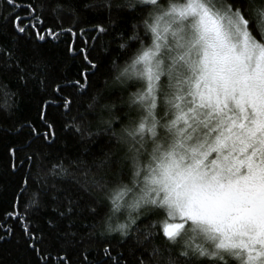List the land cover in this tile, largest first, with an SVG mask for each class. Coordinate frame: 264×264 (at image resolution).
I'll return each mask as SVG.
<instances>
[{"label":"snow or ice","instance_id":"snow-or-ice-1","mask_svg":"<svg viewBox=\"0 0 264 264\" xmlns=\"http://www.w3.org/2000/svg\"><path fill=\"white\" fill-rule=\"evenodd\" d=\"M4 3L12 11L0 15V29L11 25L12 32L0 43V73L14 74L22 88L30 82L46 85L50 77L40 42L85 31H95V41L114 27L112 0L84 6L109 12L107 26L90 29L80 27L86 21L78 15L82 9L76 0H28L26 6L19 5L26 16L15 11L16 0ZM125 8L137 21L128 41L119 46L127 59L122 66L113 61L115 74L104 81L103 90L95 91L93 78L106 75L104 65L94 62L100 57L87 61L88 69L81 70L70 86L80 96L90 95V102L68 127L82 136L111 133L129 165L127 172L122 167L111 177L89 179L91 170L77 165L83 180L74 178L88 199L81 203L80 197L67 192L63 199L53 195L56 222L49 219L45 228L38 227L33 216L48 204L43 197L49 189L42 184L23 209L17 196L6 216L20 224L18 242L35 254L36 264H54L49 250L76 242L72 218L79 219L86 210L89 216L103 217L100 234L106 237L119 232L121 239L127 238L135 225L137 239H162L163 252L154 247V253L166 254L164 264H264V0H124L115 6L118 12ZM47 21L56 27L46 26ZM20 37L34 38L33 46L26 47ZM68 51L75 55L77 49L70 43ZM65 86L56 85L53 91L59 96ZM113 87L127 94L119 109L100 104L104 91ZM0 92L15 95L2 80ZM61 100L69 112L78 103L62 96ZM50 104L44 103L40 116L48 131H38L31 123L15 129L16 134L31 129L27 146L37 148L26 157L30 167L36 164L34 156L42 160L47 155L44 150L55 139L54 126L46 119ZM90 115L97 117L95 131ZM16 151L10 154L15 157ZM51 174L69 175L70 170L61 160L52 165ZM28 184L26 177L24 185ZM24 191L22 187L21 195ZM122 209L128 210L127 222L113 227L112 218ZM138 220L147 223L141 228ZM89 226L97 224L82 225ZM0 233V240H7L15 228L3 222ZM105 242L107 261L99 264H121L123 254L113 256L111 238ZM65 261L59 258V264Z\"/></svg>","mask_w":264,"mask_h":264},{"label":"trees","instance_id":"trees-1","mask_svg":"<svg viewBox=\"0 0 264 264\" xmlns=\"http://www.w3.org/2000/svg\"><path fill=\"white\" fill-rule=\"evenodd\" d=\"M76 2L82 9L78 11V15L86 21L80 25L81 28L90 29L96 24L103 26L109 24L108 9L84 7L93 4L95 0H76ZM16 3L18 7L15 11L19 12L21 16H26L19 5L23 3L26 6L28 0H16ZM112 3L111 22L114 27L109 29L108 34L103 35L99 40L92 39L96 37L95 31H85L77 35L65 33L58 39L47 38L37 45L50 66V77L46 85L30 82L27 88H22L17 85L14 74L0 73V80L7 85V91L15 93V95L5 97L0 92V223L6 222V225H13L15 228L14 236L7 240H0V264H36L35 254L18 242L22 236L20 224L14 218L9 219L6 216V213L12 212V206L17 196L20 197V205L23 209L31 200L32 194L41 190L42 184L49 189L48 196L43 197L48 201V204L44 210L33 216L35 224L45 228L49 219L53 220V223L56 222V214L52 209L57 205L51 201L53 195L63 199L67 192L74 197H80L81 203L88 199L81 192L79 184L76 183L75 178L83 180L82 172L78 170L77 165L80 168L91 170L89 179L92 176L100 177L106 174L111 177L122 167L127 172L129 165L121 159L123 152L111 133L88 136L85 132L82 136L74 127H68L73 123L72 117L77 116L78 111L84 112L87 103L90 102V95L80 96L78 89L70 86L71 80L79 79L81 70L88 69L87 61L94 57H100V61L94 60V62H102L104 65L102 72L106 75L98 74L93 78V91H95L103 90L105 88L104 81L109 79L110 75L115 74L111 70L112 62L116 61L118 65L122 66L127 59V56L122 55L119 46L128 41V37L132 34V25L137 21L131 15L126 14L130 11L129 9L125 8L119 12L115 9V6L123 4L124 0H112ZM6 11L11 12L12 10L4 3V0H0V15L5 14ZM23 23H28L26 18ZM70 24L71 18L65 20L66 28ZM46 26L56 27L51 21H47ZM73 31L76 32L77 29L73 28ZM11 32V25L0 29V43H6ZM121 34L124 36L123 39H120ZM20 40L21 43H25L26 47L33 46L34 38L25 41L24 37H20ZM70 43L74 44L77 49L75 55L68 51ZM93 44H95L94 50ZM135 47H139V45L137 44ZM105 48L108 49L107 52L104 51ZM80 49H84V51L80 52ZM56 85H66L59 96L53 91ZM61 96L78 101V103L69 112L61 107L63 103ZM126 98V93H121L118 88L113 87L104 91L100 104L112 103L119 109ZM48 101L51 104L47 108L46 119L54 126L55 139L51 146L45 148L44 151L47 155L42 160L34 156L36 164L30 167L26 157L32 155L37 148L36 144L31 147L27 146L28 141L32 139L29 135L31 129L25 127L19 134L15 133V129L22 124L31 123L36 126L38 131H48L45 122L40 118L41 107ZM5 104L7 108L4 107ZM97 112H99V108H97ZM116 115L123 116V113L117 111ZM89 120L92 121V130L95 131L97 117L90 115ZM76 122L79 123V120ZM120 127L119 123L115 125L117 131ZM5 129H12V131H4ZM40 143L42 140L37 141V144ZM13 148L17 150L15 157L10 154ZM61 160L64 166L70 170V174L52 175V165L60 163ZM21 161L25 162L21 163ZM70 161H75V163H70ZM13 164L16 165L15 169L12 167ZM26 177L29 179L28 185H24ZM22 187L26 188V191L21 195ZM72 219L76 221L71 228V231L77 233L76 242L65 245L63 248L59 246L51 248L49 251L54 264H59L60 257H66L65 264H99L101 261H107L103 249L109 247V244L105 242L109 237L113 249L112 255L123 254L121 264H140L141 260L144 264H164L166 254L162 257L159 253H154V247H159L160 252H163L162 239L151 240V242L144 241L142 236L137 239L135 225L132 226L133 232L127 238L121 239L119 232L110 233L108 237L101 235V230L105 227L103 217L89 216L86 210L79 219L76 217ZM67 223L68 221L64 220L63 226L66 227ZM92 223H96L97 227H82V225H91ZM138 223H140L139 220ZM146 223L147 221L140 223V227L143 228ZM155 231H159V229ZM47 254L46 252L45 255Z\"/></svg>","mask_w":264,"mask_h":264},{"label":"rangeland","instance_id":"rangeland-1","mask_svg":"<svg viewBox=\"0 0 264 264\" xmlns=\"http://www.w3.org/2000/svg\"><path fill=\"white\" fill-rule=\"evenodd\" d=\"M136 90V89H135ZM134 90V91H135ZM127 95V94H126ZM130 199V198H129ZM127 216H128V210L126 209H122V211L118 214H116V216H114L112 218V225H116L117 223H126L127 222Z\"/></svg>","mask_w":264,"mask_h":264},{"label":"clouds","instance_id":"clouds-1","mask_svg":"<svg viewBox=\"0 0 264 264\" xmlns=\"http://www.w3.org/2000/svg\"><path fill=\"white\" fill-rule=\"evenodd\" d=\"M118 224H123V223H117L116 225H114V226L112 225V226H113V227H116Z\"/></svg>","mask_w":264,"mask_h":264}]
</instances>
